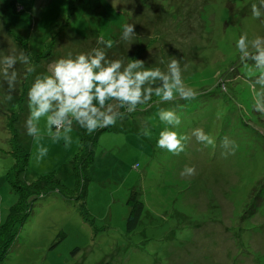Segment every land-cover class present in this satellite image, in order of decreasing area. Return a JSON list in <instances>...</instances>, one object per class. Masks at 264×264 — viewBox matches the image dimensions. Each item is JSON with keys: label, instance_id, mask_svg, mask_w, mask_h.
<instances>
[{"label": "rangeland", "instance_id": "obj_1", "mask_svg": "<svg viewBox=\"0 0 264 264\" xmlns=\"http://www.w3.org/2000/svg\"><path fill=\"white\" fill-rule=\"evenodd\" d=\"M127 2L0 0V48L5 54L25 51L36 65L26 80L24 66L17 64L11 101L7 84H0V264H264V113L254 107L261 87L250 60L241 61L234 47L241 33L264 36V22L251 13L258 0ZM126 22L134 23L137 34L127 53V42L119 39ZM101 36L115 42L110 58L127 54L149 67L161 58L178 59L186 66V85L198 95L159 105L175 108L182 117L179 131L190 136L179 154L156 147L163 125L155 104L139 105L115 126L95 132L94 158L84 170L90 176L84 180L92 218L87 222L73 168L83 152V129L74 125L67 144L47 135L34 140L24 121L35 75L49 73L70 51L102 47L96 43ZM145 126L150 138L142 135ZM197 127L215 144L198 143L191 136ZM224 137L234 142V151L223 146ZM14 147L29 152L24 168ZM186 165H194L197 174L181 176ZM49 175L67 196L47 191L51 182L43 178ZM36 184L40 190L25 192ZM133 191L144 211L129 232L127 201ZM21 196L30 198L28 215L24 222L16 216L4 235Z\"/></svg>", "mask_w": 264, "mask_h": 264}, {"label": "clouds", "instance_id": "obj_2", "mask_svg": "<svg viewBox=\"0 0 264 264\" xmlns=\"http://www.w3.org/2000/svg\"><path fill=\"white\" fill-rule=\"evenodd\" d=\"M251 13L264 22V0L253 2ZM136 35L134 23L126 22L121 26L119 39L127 42L126 53ZM96 43L102 47L75 53L70 51L55 60L49 73L35 75L31 80L27 88L26 135L34 140L47 135L53 142L63 139L67 144L71 142L74 125L91 135L115 126L126 114L137 111L139 105L155 104V115L163 125L156 138V147L173 154L184 151L190 136L179 131L181 115L175 108L159 105L190 101L198 95L196 89L185 83L183 72L186 66H182L178 59L165 61L161 58L156 66L149 67L144 59L128 58L127 54L123 58H110L108 50L113 48L114 40L101 36ZM234 47L241 61L253 62L257 72L255 84L261 87L255 93L254 107L264 113V36L249 39L247 33H241ZM17 64L24 66L26 80L36 72L29 53L12 48L5 54L0 48V84H7L6 99L9 101L13 99L12 92L19 75ZM154 96L159 99L154 101ZM142 135L150 138L151 128L145 126ZM191 136L204 146L215 144V138L202 127L194 128ZM222 144L226 148L231 145V150H235L234 142L227 137L222 139ZM46 152L47 149L42 148L40 155ZM196 174L194 165H186L180 173L181 176Z\"/></svg>", "mask_w": 264, "mask_h": 264}, {"label": "trees", "instance_id": "obj_3", "mask_svg": "<svg viewBox=\"0 0 264 264\" xmlns=\"http://www.w3.org/2000/svg\"><path fill=\"white\" fill-rule=\"evenodd\" d=\"M249 63L251 65H253L252 61H249ZM160 106H162V104ZM13 130L15 133V134L13 133V135H14L13 141H15L18 133H17L15 128ZM96 135H97V133H93V134L89 135L88 133H85V131L83 130L82 135H81L82 139H83L81 149L83 152L80 155V157L76 156V159L74 161L75 166H73L74 171H75V175L77 178V186H78L77 189L78 190L80 189L79 195H77L76 197L79 200L81 199L80 213L83 216V218L85 220H87V222L92 221V218L90 216L89 209L87 208V205L85 202V196H86L85 190L86 189H85V185H84V180H89L90 176L88 174L85 175L84 170L85 171L88 170V168L91 165V162L94 158V153H93L94 151L93 150L95 149V146H96V139H97ZM15 136H16V138H15ZM14 148L16 151L15 157H17V156L20 157L21 163H22L21 167L24 168L27 164V158H28L29 152H26V151L23 152L22 148L19 152V149H17L16 147H14ZM20 154H21V156H20ZM16 161H17V159H15V161H14V163H15L14 167L16 166V174H18L20 166L16 165ZM18 175H17V178H18ZM51 178H53V176H50V175L45 176L43 178L45 180V182H51L50 185L47 186V188L50 190H47V191H51L52 189H57L60 193H63L65 196H67V193H66L67 189H65L62 185H61L62 187L60 186L59 180H57L55 178H53V179H51ZM14 184H16L15 180H14ZM37 186H38V184H36V186H34V190L31 189L30 187H27L25 192L28 193L29 195H32V194H34V192L37 189L40 190V187H37ZM17 187H19V189L22 190L20 185H17ZM41 189L46 190V187L41 188ZM70 194H72V193L70 192ZM29 199L30 198H28V196L26 198L21 196L19 201L12 206L11 211L8 215V223L2 230V233L4 235L6 232L9 233L11 231V223L14 222V218L16 216H20L21 222L25 221V219L28 215V212H29L28 211L29 210L28 206L30 205ZM127 204H128V208H129V214H128V217L126 219V229H127V231L132 232L139 226V223L141 221L142 214L144 211V202L138 198L137 191H133L131 193L128 201H127Z\"/></svg>", "mask_w": 264, "mask_h": 264}]
</instances>
